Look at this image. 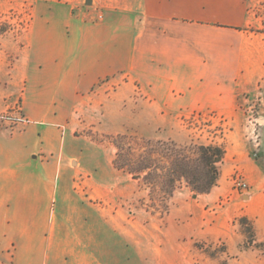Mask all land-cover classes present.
Masks as SVG:
<instances>
[{
  "label": "crops",
  "instance_id": "crops-1",
  "mask_svg": "<svg viewBox=\"0 0 264 264\" xmlns=\"http://www.w3.org/2000/svg\"><path fill=\"white\" fill-rule=\"evenodd\" d=\"M83 1L67 0L66 21L36 23L21 78L29 122L0 125V255L13 252L15 264H95L81 253L102 250L108 222L118 238L133 236L114 209L91 203L105 202L118 182L105 185L96 174L92 181L99 165L72 166L67 125L99 81L127 76L170 111L234 107L246 0ZM57 200L58 219L48 208Z\"/></svg>",
  "mask_w": 264,
  "mask_h": 264
},
{
  "label": "rangeland",
  "instance_id": "rangeland-1",
  "mask_svg": "<svg viewBox=\"0 0 264 264\" xmlns=\"http://www.w3.org/2000/svg\"><path fill=\"white\" fill-rule=\"evenodd\" d=\"M87 1L93 0L82 5L90 6ZM246 10L233 108L161 109L139 84L121 74L99 81L75 110L67 125L72 166L99 165L102 172L91 171L92 181L96 174L105 185L118 182L105 202L91 203L114 209L121 229L133 232L130 238L123 233L118 238L105 223L102 250L96 244L81 253L88 263L264 264V0H246ZM64 20L67 0H0V125L7 130L29 122L21 105V78L34 26ZM118 136L127 137L134 154H145L153 144L186 150L218 146L224 154L217 180L206 194L193 192L183 179L174 183L170 195L160 187L153 193L142 175L134 177L117 167ZM161 161L168 167L171 159ZM85 179H73L75 191H83ZM48 208L58 219L60 201ZM91 232L95 237L94 226ZM0 264H15L13 252L2 253Z\"/></svg>",
  "mask_w": 264,
  "mask_h": 264
},
{
  "label": "trees",
  "instance_id": "trees-1",
  "mask_svg": "<svg viewBox=\"0 0 264 264\" xmlns=\"http://www.w3.org/2000/svg\"><path fill=\"white\" fill-rule=\"evenodd\" d=\"M116 140L117 167L134 177L142 175L151 192L155 193L160 187L164 195H170L174 183L180 179L185 180L193 192L208 193L217 180V164L224 154L220 147L214 145H200L186 150L166 144H151L146 151L144 149L145 154H134L135 149L127 144V137L118 136ZM133 144L138 143L134 141ZM164 158L171 159L168 167L161 161Z\"/></svg>",
  "mask_w": 264,
  "mask_h": 264
},
{
  "label": "built area",
  "instance_id": "built-area-1",
  "mask_svg": "<svg viewBox=\"0 0 264 264\" xmlns=\"http://www.w3.org/2000/svg\"><path fill=\"white\" fill-rule=\"evenodd\" d=\"M238 185H239V186H244V185H242L241 183H238Z\"/></svg>",
  "mask_w": 264,
  "mask_h": 264
},
{
  "label": "water",
  "instance_id": "water-1",
  "mask_svg": "<svg viewBox=\"0 0 264 264\" xmlns=\"http://www.w3.org/2000/svg\"><path fill=\"white\" fill-rule=\"evenodd\" d=\"M87 3L89 4V3H90V1H87Z\"/></svg>",
  "mask_w": 264,
  "mask_h": 264
}]
</instances>
